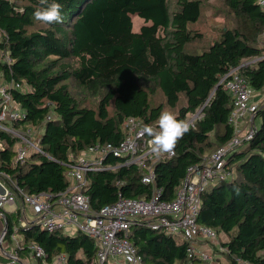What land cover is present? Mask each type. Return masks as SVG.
I'll return each instance as SVG.
<instances>
[{
  "label": "trees",
  "instance_id": "obj_1",
  "mask_svg": "<svg viewBox=\"0 0 264 264\" xmlns=\"http://www.w3.org/2000/svg\"><path fill=\"white\" fill-rule=\"evenodd\" d=\"M209 1L177 0L172 8L171 0H56L63 23L45 24L33 19L39 0H0V28L7 35L0 48L11 58L0 60V74L21 84L13 98L27 113L15 125L42 130L48 154L34 153L14 170L24 191L66 190L72 155L98 143L118 144L127 136L123 122L129 116L157 127L164 110L187 121L200 111L175 155L155 165L163 198L175 197L188 168L234 134L229 122L234 99L220 83L222 76L238 67L250 86L264 91V11L256 0H221L227 22L214 29L217 38L199 46L204 33L197 25ZM135 16L143 20L137 31ZM50 111L59 118L46 120ZM258 117L255 137L232 156V180L202 194L199 222L227 236L220 240L226 251L214 247L215 264H264V109ZM0 138L5 141L1 161L9 163L17 139L3 131ZM105 162L117 168L88 173L84 192L92 210L119 196L151 197L155 185L142 181L136 164L122 165V158L111 155ZM4 214L6 240L14 226L19 228V257L35 244L46 254L39 264H51L59 255L67 256L65 264L96 263L97 245L86 234L48 232L34 222L23 227L20 208ZM128 238L144 264H213L191 257L180 235L134 225ZM9 261L0 254V262Z\"/></svg>",
  "mask_w": 264,
  "mask_h": 264
},
{
  "label": "built area",
  "instance_id": "obj_2",
  "mask_svg": "<svg viewBox=\"0 0 264 264\" xmlns=\"http://www.w3.org/2000/svg\"><path fill=\"white\" fill-rule=\"evenodd\" d=\"M256 1L264 11V0ZM6 36V32L0 28V43H3ZM0 60L11 62L8 52L1 48ZM220 83H224V87L234 99V108L229 116V122L234 126V134L224 145L205 155L201 162L190 166L175 197L166 200L163 198V188L155 183V165L165 157L174 156L175 148L171 153L159 156L152 153V137L139 135L145 123L134 116L124 119L127 136L118 144L98 143L78 155H72V161L67 164L66 175L70 184L66 190L56 195L48 192L29 194L24 191L18 184L14 170L34 153L47 156L48 154L41 145L42 130L29 125H15L16 121L27 117V113L13 98V91L22 86L15 80L7 81L0 74V131L17 139L13 159L9 163H3L0 158V215L5 218L6 206L16 205L15 210L20 208L22 212L19 225L23 227L34 222L48 232L62 230L86 234L97 245V261L94 264H128L129 254H133L139 264H144L143 257L128 238L134 225H144L168 234L180 235L188 241L191 257L214 262V247L221 252L226 251V247L221 244L217 230L199 222L202 194L213 185L232 180V156L255 137L259 127L258 114L264 109V92L250 86L238 67H231L222 76ZM49 104L53 108V104ZM191 116L188 121L194 125L201 113L198 111ZM57 118L58 115L50 111L46 120ZM4 143L0 138V152L5 148ZM110 155L122 158V165L136 164L142 169V181L155 185L151 197L138 199L119 196L117 200L99 210H92L90 198L84 192L90 182L88 173L114 171L117 165L105 162ZM26 208L33 213L32 220L26 217ZM18 230V226H14L9 240H6L8 227L3 226L2 244L7 242L12 245V250L3 254L10 258L5 264H18V260L12 257L19 258L17 252L21 248V239ZM29 248L37 261L46 255L44 249L38 245H30ZM66 261V255H59L51 264H65Z\"/></svg>",
  "mask_w": 264,
  "mask_h": 264
},
{
  "label": "clouds",
  "instance_id": "obj_3",
  "mask_svg": "<svg viewBox=\"0 0 264 264\" xmlns=\"http://www.w3.org/2000/svg\"><path fill=\"white\" fill-rule=\"evenodd\" d=\"M41 7H38L33 13V19L45 24L63 23L62 6L56 0H39ZM192 124L187 120H179L168 110L160 113L157 121V127L145 125L140 136L148 135L151 139V151L159 156L164 153H171L176 144L190 130ZM128 264H139L133 254L127 255Z\"/></svg>",
  "mask_w": 264,
  "mask_h": 264
},
{
  "label": "rangeland",
  "instance_id": "obj_4",
  "mask_svg": "<svg viewBox=\"0 0 264 264\" xmlns=\"http://www.w3.org/2000/svg\"><path fill=\"white\" fill-rule=\"evenodd\" d=\"M177 0H171V7L174 8L176 6ZM134 30L137 31L141 24L143 23V20L139 16L134 17ZM227 22L226 18V11L223 3L221 0H210L209 2L205 3L203 5V16L200 21V23L197 25V27L203 31L204 33V41L199 43V46H207L209 43H211L212 40L218 37L219 32L214 31L216 28H221L225 23ZM216 26V27H215ZM264 47V46H263ZM192 116H190L191 118ZM7 209L10 208L9 205L6 206ZM25 215L28 219L33 218V213L29 208H26ZM3 229V221L0 218V234ZM224 236V237H223ZM20 237V235H19ZM222 238H227L226 235H222ZM220 236V240L222 239ZM223 240V239H222ZM2 247L7 252L8 243H3ZM216 250V249H215ZM214 250V251H215ZM4 253V252H2ZM221 255V254H220ZM222 260H225V256L221 258ZM215 264V262H212Z\"/></svg>",
  "mask_w": 264,
  "mask_h": 264
},
{
  "label": "crops",
  "instance_id": "obj_5",
  "mask_svg": "<svg viewBox=\"0 0 264 264\" xmlns=\"http://www.w3.org/2000/svg\"><path fill=\"white\" fill-rule=\"evenodd\" d=\"M261 92H264V91H261ZM19 204V203H18ZM10 206V208L9 209H7V208H5L4 209V211L5 212H13L14 210H15V208H16V205H9ZM18 206H20V204L18 205ZM0 218L2 219V221H3V226H4V221H5V218H3L1 215H0ZM31 220V219H30ZM1 235V234H0ZM7 243V242H6ZM6 249V248H5ZM7 252H10L11 250H12V245L10 244H8V247H7ZM0 254H4V253H2V251L0 250ZM6 254V253H5ZM4 254V255H5ZM20 259H21V261L19 262L18 261V264H39V261H37L34 257H33V255L30 253V252H27V251H24L23 253H22V255L19 257ZM2 263V262H1ZM2 264H5V263H2Z\"/></svg>",
  "mask_w": 264,
  "mask_h": 264
},
{
  "label": "water",
  "instance_id": "obj_6",
  "mask_svg": "<svg viewBox=\"0 0 264 264\" xmlns=\"http://www.w3.org/2000/svg\"><path fill=\"white\" fill-rule=\"evenodd\" d=\"M31 223H33V222H31ZM4 227H8V223H7V220H6V219H5V221H4ZM2 240H3V236L0 235V250H1L2 252H4V253H8V252H6L5 249L2 247ZM12 257L15 258L16 260H18L19 262L21 261V259L18 258V257H16V256H12Z\"/></svg>",
  "mask_w": 264,
  "mask_h": 264
}]
</instances>
